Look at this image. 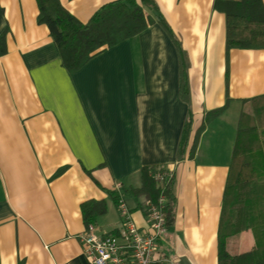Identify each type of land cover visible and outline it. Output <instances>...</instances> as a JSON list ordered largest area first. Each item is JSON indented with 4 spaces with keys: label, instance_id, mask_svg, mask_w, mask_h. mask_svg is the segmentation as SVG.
Wrapping results in <instances>:
<instances>
[{
    "label": "crops",
    "instance_id": "1",
    "mask_svg": "<svg viewBox=\"0 0 264 264\" xmlns=\"http://www.w3.org/2000/svg\"><path fill=\"white\" fill-rule=\"evenodd\" d=\"M113 1L59 0L81 22ZM152 1L144 30L70 73L37 21V0H0V264H92L80 238L84 202L104 204L91 222L99 235L118 234L121 199L137 227L147 229L145 199L131 192L144 166L174 175L175 217L158 241L160 254L217 264L237 125L264 98V48L227 51V36H244L246 21L216 9L214 0ZM158 16L184 53L188 102L179 92L177 49ZM222 106L189 158L203 116ZM188 108L192 126L178 159ZM252 245L251 230L243 231L240 251Z\"/></svg>",
    "mask_w": 264,
    "mask_h": 264
},
{
    "label": "trees",
    "instance_id": "2",
    "mask_svg": "<svg viewBox=\"0 0 264 264\" xmlns=\"http://www.w3.org/2000/svg\"><path fill=\"white\" fill-rule=\"evenodd\" d=\"M37 21L45 24L56 44L62 65L74 72L99 51L144 30L150 22L144 7H153L152 0H115L99 8L86 22L70 14L59 0H37ZM213 6L226 15L243 17L244 36H227L226 50L231 48H264V4L262 0H214ZM157 21L173 40L179 57V92L188 102L186 61L177 38L161 17ZM6 51L5 36L0 35V54ZM253 112L242 113L237 125L231 164L223 190L218 231L217 264H264V98L255 99ZM226 106L212 109L203 116L195 132L188 157L192 158L198 137L207 124L220 115ZM192 126L188 108L176 146V157L186 152ZM157 167L144 166L140 171V186L131 189L136 197H144L148 214L150 204H157L161 196L165 203L163 213L169 227L174 220L176 198L173 193L174 175L163 171L162 181L155 178ZM117 202V195L114 197ZM86 224L104 211L102 201L81 205ZM251 230L253 245L240 251L241 233ZM159 241V240H158ZM152 264H168L164 254Z\"/></svg>",
    "mask_w": 264,
    "mask_h": 264
},
{
    "label": "built area",
    "instance_id": "3",
    "mask_svg": "<svg viewBox=\"0 0 264 264\" xmlns=\"http://www.w3.org/2000/svg\"><path fill=\"white\" fill-rule=\"evenodd\" d=\"M166 174L157 171L155 178L162 181ZM117 189L120 186L117 185ZM165 199L161 196L157 204L148 208L149 227L140 229L131 218L127 203L120 200L118 204L121 226L118 234L99 235L94 223H88L80 238L83 252L92 264H152L160 258L158 240L168 230L163 213ZM168 264H176L168 261Z\"/></svg>",
    "mask_w": 264,
    "mask_h": 264
},
{
    "label": "water",
    "instance_id": "4",
    "mask_svg": "<svg viewBox=\"0 0 264 264\" xmlns=\"http://www.w3.org/2000/svg\"><path fill=\"white\" fill-rule=\"evenodd\" d=\"M176 262L177 264H191V262L188 260L186 256H180Z\"/></svg>",
    "mask_w": 264,
    "mask_h": 264
}]
</instances>
